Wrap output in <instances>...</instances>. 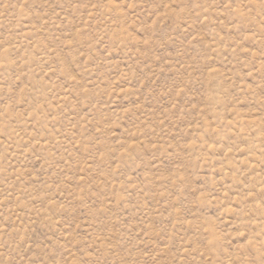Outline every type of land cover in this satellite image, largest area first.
Instances as JSON below:
<instances>
[{"label": "rangeland", "instance_id": "1", "mask_svg": "<svg viewBox=\"0 0 264 264\" xmlns=\"http://www.w3.org/2000/svg\"><path fill=\"white\" fill-rule=\"evenodd\" d=\"M0 264H264V0H0Z\"/></svg>", "mask_w": 264, "mask_h": 264}]
</instances>
